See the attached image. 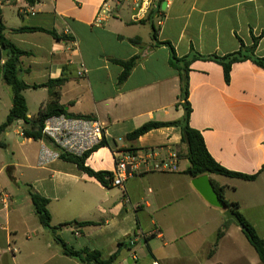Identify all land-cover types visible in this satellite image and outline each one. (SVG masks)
Wrapping results in <instances>:
<instances>
[{"label": "crops", "instance_id": "1", "mask_svg": "<svg viewBox=\"0 0 264 264\" xmlns=\"http://www.w3.org/2000/svg\"><path fill=\"white\" fill-rule=\"evenodd\" d=\"M104 2L38 0L31 6L25 0H0V7L2 11L4 3L18 5L15 27L6 24L3 12L2 18L6 38L30 54L20 58L19 78L32 86L66 76L60 103L70 118L99 120L104 126L106 145L94 151L86 165L113 173L120 152L155 150L164 157L186 149L175 126L127 139L147 122H178L185 115L170 50L157 42H170L180 58L222 57L261 37L256 55L264 58V0H167L152 20L149 15L134 17L128 6L110 0L105 21L96 26ZM21 27L55 31L61 39L11 31ZM136 56L138 64L119 85L123 67L115 61ZM4 57L3 50L0 109L9 114L13 94L2 79ZM22 94L31 119L50 101L47 88ZM38 95L42 99L32 115L30 102ZM188 102L190 126L202 134L214 160L229 171L256 176L246 181L209 175L224 188L227 201L240 204L241 214L264 238V69L251 61L236 63L227 83L221 65L195 61ZM22 127L19 121L5 131L10 139L12 134L21 139L14 140L18 156L14 152L4 159L0 154V264H81L63 255L54 235L40 224L29 186L49 200L53 226L94 224L78 233L73 227L62 229L59 235L69 247L98 250L105 258L118 253L114 264H262L240 227L195 190L194 178L185 173V157L179 158L176 172L142 173L122 188H107L73 163L54 159L41 165V142L24 138ZM5 144L8 153L12 146ZM221 229L225 233L217 242Z\"/></svg>", "mask_w": 264, "mask_h": 264}, {"label": "trees", "instance_id": "2", "mask_svg": "<svg viewBox=\"0 0 264 264\" xmlns=\"http://www.w3.org/2000/svg\"><path fill=\"white\" fill-rule=\"evenodd\" d=\"M27 4L33 6L38 0H25ZM154 13L149 14V19L152 20ZM152 38L154 41L157 40V31L155 25L152 24ZM7 28L3 22L2 11L0 7V46L4 50V64L1 66L2 69V79L6 85H8L12 90V107L6 120L0 125V148H6L7 145L1 141V135L14 123L22 121V135L26 139H32L34 141H40L44 139L42 130L44 128L47 119L53 116L65 115L67 117H72L67 111L66 107L60 103L62 88L65 85L67 78L66 76H61L60 78L51 79L48 82L41 85H27L19 78V65L20 58L23 56L30 55L13 43H11L5 36ZM13 33H35L42 32L51 35L54 39L60 40L61 37L57 35L55 31L45 30L43 28L37 27H21L19 29H12ZM261 37L253 38V45L246 47L243 43L238 52L229 54L226 56H202L199 54H193L191 56L178 57L175 49L170 42H157L159 45H165L170 50V66L178 72L179 80L181 83V93L183 108L185 115L182 121L178 122H147L132 133L127 135V139L136 140L139 137L153 131L156 129L164 127H179L181 129V144L185 146V151H178L179 158L185 157L189 161V167L185 171L187 175L192 178H197L204 175H216L227 178L241 179L246 181H254L256 179L255 175H245L241 173H236L227 170L221 166L214 158L210 155L207 150L205 141L202 134L190 126V116L192 113V108L188 102L189 98V73L191 65L198 60L215 62L222 66L224 72V78L227 83L230 82V74L234 64L251 61L258 67L264 69V58L258 57L256 55L257 45ZM140 57L136 56L128 61H115L117 64L123 67V72L118 78V84L122 85L127 78L130 76L132 70L136 67L139 62ZM47 88L50 101L45 107H42L37 116L34 118L28 117V108L25 97L23 96V91L27 89H38ZM106 145L105 141L96 146L89 152H86L82 156H75L65 152L60 153V159L65 162L73 163L77 166L79 170L84 172L91 178H94L99 183L107 188L113 187L111 182L106 178H111L112 173L109 172H96L86 165L87 158L97 149ZM264 169V166H263ZM213 183V182H212ZM215 191L218 193L220 199L226 204L227 209L232 210L240 219L241 224L245 226V234L249 244L253 247L257 253L260 261L264 264V238H262L256 228L241 214L240 204L229 202L225 199L224 188H220L213 183ZM28 194L33 204L35 214L37 215L40 224L47 230H49L53 235L55 242L60 246L63 255L73 258L79 261L81 264H114L118 257V253L105 258L101 251L90 250L89 248H83L80 250H75L69 247L59 235L60 231L64 228L73 227L74 231L78 233L79 229L94 225L91 222H68L63 223L58 226H53L51 224V214L48 210L49 200L41 196L37 191L33 189L32 186L28 187ZM233 222V221H232ZM225 231L223 229L218 231L217 242L224 236ZM119 246H122L119 244Z\"/></svg>", "mask_w": 264, "mask_h": 264}, {"label": "built area", "instance_id": "3", "mask_svg": "<svg viewBox=\"0 0 264 264\" xmlns=\"http://www.w3.org/2000/svg\"><path fill=\"white\" fill-rule=\"evenodd\" d=\"M105 0L100 8L94 24L101 26L105 21L107 4ZM118 5L128 6L134 17L146 16L158 10L160 4L167 0H114ZM44 136L41 142L39 162L41 165L60 159V153L65 152L75 156H82L101 144L104 137V126L99 120L85 118H70L65 115L53 116L46 120L42 130ZM115 170L111 178H106L113 187H123L127 180L138 174L149 172L170 173L179 168L178 153L172 152L162 156L155 150H146L142 153L134 150L120 152L115 162ZM134 240L130 241V245ZM153 264H159L154 262Z\"/></svg>", "mask_w": 264, "mask_h": 264}, {"label": "rangeland", "instance_id": "4", "mask_svg": "<svg viewBox=\"0 0 264 264\" xmlns=\"http://www.w3.org/2000/svg\"><path fill=\"white\" fill-rule=\"evenodd\" d=\"M2 12L4 15V19L6 21V24L10 27H15L18 23V5H14L11 3L10 4L4 3L2 6ZM8 88H9V90H11L10 87H8ZM11 93H12V91H11ZM45 97L48 98V95H45ZM41 99H42L41 95H38L37 98L34 96V100H32L30 102L31 103L30 104L31 105L30 106V112L32 113V115L37 114L38 103H40L39 101ZM7 115H8V112H6L3 108L0 109V125L6 120ZM6 132L2 135L1 139L3 142H5L7 144L9 143L12 147L8 151V153H6L5 148L0 149V154L3 156L4 159H6L7 156L13 157L14 152L18 156V149H17L16 142L14 140L16 139L18 141H21V139H18V137L15 136L14 134H12L13 136H11V139H10L9 136H6V134H7Z\"/></svg>", "mask_w": 264, "mask_h": 264}, {"label": "water", "instance_id": "5", "mask_svg": "<svg viewBox=\"0 0 264 264\" xmlns=\"http://www.w3.org/2000/svg\"><path fill=\"white\" fill-rule=\"evenodd\" d=\"M3 63V49L0 46V64ZM192 185L201 197L212 207L224 210V215L227 220L233 221L242 231H245V226L241 224L239 217L230 209H227L226 204L220 199L215 191L209 175L200 176L192 180Z\"/></svg>", "mask_w": 264, "mask_h": 264}]
</instances>
